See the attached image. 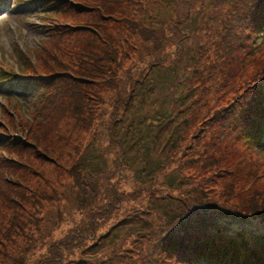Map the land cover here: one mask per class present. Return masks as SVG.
<instances>
[{
	"label": "rangeland",
	"instance_id": "374dc122",
	"mask_svg": "<svg viewBox=\"0 0 264 264\" xmlns=\"http://www.w3.org/2000/svg\"><path fill=\"white\" fill-rule=\"evenodd\" d=\"M1 1L4 4L0 7V130L4 132H0L3 133L0 134V167L19 180L14 183L16 180L4 176L0 184L10 191L9 196L13 198L11 200L15 206L20 204L19 201L25 202L26 207L42 203L39 213L36 208H27L24 235L31 237V244L21 257L14 260L21 264H38L49 257L50 250H54L51 246L62 251L67 241L68 244L77 241V231H74L73 236L68 231L80 215L64 217L61 210L66 192L62 190L63 184L68 177L63 175L61 183L53 184V181L77 160L73 147H78V141L85 142L90 130L83 133L75 131L70 137V127H67L64 119L51 120L53 137L57 136V132L64 137L61 143L58 141L56 144L57 141H54L49 146L51 153L48 155L58 158H55L56 164H52L54 160L41 157V152L37 156V152L24 147L11 149L15 157L28 159L29 166H23L20 164L23 160H13L12 155L1 151L6 140H21L18 133L13 131L18 121L34 120L37 116L34 118L36 102L33 99L37 94L21 93L20 89L22 91L24 85L23 75L40 70L41 63L36 56L44 44L47 31L40 24V16L32 11L36 0ZM107 1H115L112 3L115 20L109 25L108 34L115 39L120 61L117 71L118 89L103 94L104 105L97 110L94 129L97 128L96 144L105 150V159L100 161L102 169L109 171L114 168L115 159L120 165L110 187L115 200L98 223L97 235L78 243L80 249H85L95 242L103 252L92 258L84 256L85 250L77 253L75 249L76 258L85 257L95 264H145L142 259L144 252L148 253L147 245L151 241L147 237L153 233L161 234L166 222L171 217L174 220L189 205L191 208H203L202 205L209 209L215 207L224 223L227 220L232 223L231 232L239 230L246 235L245 240L264 237V219L242 226L237 223L238 211L232 205L237 199L264 194V152L248 148L242 145V141H238L233 144L238 149L237 153L226 154L222 151L223 144L218 131H214V135L219 150L209 151L202 157V149L196 147L199 138L202 144L208 139V134L202 133V130H208L214 124L209 119L232 99L231 74L241 73L243 77L250 70L247 65L240 68L234 60H225L218 48L226 19L231 17L235 1ZM142 31L145 36H141ZM259 42L257 44L264 47V38ZM227 70L234 72L228 74ZM3 71L18 75L19 82L2 81ZM118 98H125V102L118 103ZM158 113L174 116L173 122L167 124L162 141L165 138L166 142V137L175 129L176 133H182L177 137V149L180 150L178 159L174 165L168 164L159 170L157 161L159 157H164V153L157 148L151 153L142 172L144 157L140 154H145V149L137 146L126 151L122 157L119 148L109 145L106 127L116 119L118 124L115 126L121 127L110 134L109 138L111 135L116 138L123 136L126 141H138L145 136L149 123L154 124L157 120L158 124V119L163 117ZM192 115L200 118V122L194 128L190 126L183 130V119L187 126V119ZM165 145L168 147L167 143ZM7 158L12 160H3ZM215 162L226 164L230 173H220L216 176L220 184L212 186L210 178ZM249 173H253L254 178H249ZM54 193L61 195L59 203L41 199ZM261 200L264 201L258 199V202ZM2 201L0 197V220L6 212ZM185 217L186 213L179 221ZM126 219H130L136 226L118 232L117 245L112 246L108 236L101 238L103 234L112 235L119 228L112 229ZM169 228L171 225L166 230ZM64 237L69 239L66 241ZM27 243V240L20 239L16 244L21 247ZM114 247H117L118 252L108 259ZM104 254L106 258L101 257ZM0 264L13 263L0 259Z\"/></svg>",
	"mask_w": 264,
	"mask_h": 264
},
{
	"label": "trees",
	"instance_id": "16d2710c",
	"mask_svg": "<svg viewBox=\"0 0 264 264\" xmlns=\"http://www.w3.org/2000/svg\"><path fill=\"white\" fill-rule=\"evenodd\" d=\"M234 1L232 15L226 19L218 48L225 60L229 62L234 60L240 68L247 65L250 70L245 72L243 77L241 73L227 70L226 73H232L230 78L232 99L225 106L220 107L217 115L209 119L214 124L208 130H202V133L208 134V139L203 144L199 143L200 138L197 140L196 147L202 149V157L209 151L220 149L216 146L214 131H218L219 139H222V151L226 154L237 153L238 149L233 144L238 141H242V145L248 148L264 152V47L257 44L264 38V0ZM113 2L115 1L39 0L32 9L34 14L40 16L41 26L47 29L43 39L44 44L36 56L42 68L40 67L37 72L29 71L28 75H23L26 82L20 92L37 94L33 98L36 102L34 118L35 115L37 116L34 120L18 121L13 131L18 133L21 140H6L1 151L12 155L13 160H23V163H20L23 166H29L28 159L15 157L11 149L24 147L37 152V156L41 152V157L54 160L52 164H56L58 158L48 155L51 153L49 146L54 141H57L56 144L58 141L61 143L64 137L59 132L55 138L53 137L54 127L51 120L64 119L67 127H70L68 132L70 137L76 133L75 131L83 133L90 130L85 142L78 141V147H73V154L77 160L71 161V166L53 181V184L61 183L63 175L68 177L67 182L63 184L62 190L66 192L61 210L64 217L73 218L80 215L76 222L73 221L72 228L68 231L70 236H73L75 230L77 231V241L75 244H68L69 238L64 237L67 242L63 250L57 251L51 246L54 250H50L49 257L38 264H95L90 263L84 256L93 258L103 252L95 242L85 249H80L78 243L97 235L98 223L115 200L110 187L120 164L115 159L114 168L109 171L102 169L100 161L103 162L105 159V150L96 144L97 128L94 129L98 117L97 110L104 105L103 94L118 89L117 71L120 61L115 49V39L108 34L109 25L115 20ZM141 36H145L144 31ZM72 63L75 65L72 66ZM3 76L7 75L3 74ZM117 100L118 103L125 102V98ZM158 115L164 114L158 113ZM173 120L174 116H163L158 119V124L156 120L154 124L147 125L144 137L129 142L124 140L123 136L116 138L111 135L109 138L110 134L121 127L115 126L117 120L113 119L109 127H106L109 145L119 148L122 157L129 149L143 147L146 153L140 154L144 157L142 172L145 164L149 162L151 153L158 148V151L164 153V157H159L157 161V168L162 170L168 164H175L180 151L177 149V137L182 133H176V129L166 137V142L165 138L162 141L167 124ZM184 120L183 130L190 126L194 128L200 122V118L198 119L196 115L187 119V126ZM54 126L56 127V124ZM0 132L4 131L0 130ZM162 144L163 146L160 147ZM226 171L230 173L226 169V164L215 162L212 165V178H210L212 186L220 184L216 176ZM252 171L256 172L255 169ZM4 176L16 180L14 183L19 180L0 167V180ZM247 176L254 178L253 173ZM152 180L153 178L150 181ZM232 180L234 181L235 178ZM14 193L19 192L14 191ZM9 194L10 191L0 184V197L3 198L2 204L6 209L4 218L0 220V259L21 264L14 260L21 257L31 244V237L24 235L27 208H36L39 213L42 203L26 207L25 202L19 201L18 207L13 204L15 202L11 200L13 198L10 199ZM41 199L59 203L61 195L54 193ZM258 199H264V194L237 199L232 203L238 211V224L244 226L245 223L264 219V201L258 202ZM202 207L191 208V205L184 207L174 220L171 217L166 222L161 234L159 232L149 235L147 237L148 241L151 240L147 245L149 251L144 252L142 262L145 264H264V237L256 240L253 238L250 240L252 242L245 240L246 235L239 230H235V234V231L231 232L232 223H229V220L224 223L215 211V207L210 209L203 205ZM185 213L186 217L179 221ZM170 225L171 228L166 230ZM132 226L136 225L130 219L122 220L112 229L119 228L112 235L100 236L101 238L108 236L112 246H115L118 243V232ZM190 226L193 227L189 228ZM20 239L27 240L28 243L21 247L17 246L16 243H19ZM75 249L77 253L85 250L84 258H76ZM117 252V247L111 249L108 259ZM101 257L106 258V254Z\"/></svg>",
	"mask_w": 264,
	"mask_h": 264
}]
</instances>
